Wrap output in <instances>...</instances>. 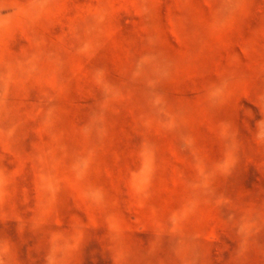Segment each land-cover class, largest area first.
Masks as SVG:
<instances>
[{
  "label": "rangeland",
  "instance_id": "1",
  "mask_svg": "<svg viewBox=\"0 0 264 264\" xmlns=\"http://www.w3.org/2000/svg\"><path fill=\"white\" fill-rule=\"evenodd\" d=\"M0 264H264V0H0Z\"/></svg>",
  "mask_w": 264,
  "mask_h": 264
}]
</instances>
